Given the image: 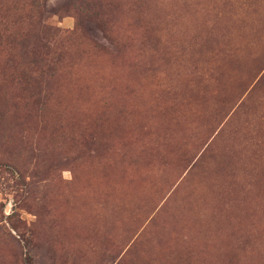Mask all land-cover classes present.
<instances>
[{
	"label": "rangeland",
	"instance_id": "obj_1",
	"mask_svg": "<svg viewBox=\"0 0 264 264\" xmlns=\"http://www.w3.org/2000/svg\"><path fill=\"white\" fill-rule=\"evenodd\" d=\"M0 264H264V0H0Z\"/></svg>",
	"mask_w": 264,
	"mask_h": 264
},
{
	"label": "trees",
	"instance_id": "obj_2",
	"mask_svg": "<svg viewBox=\"0 0 264 264\" xmlns=\"http://www.w3.org/2000/svg\"><path fill=\"white\" fill-rule=\"evenodd\" d=\"M72 2V1H71ZM45 28H50V27H47V26H44ZM33 50H34V52L36 53V51H35V48H32ZM33 50H31V49H29V53L30 52H33Z\"/></svg>",
	"mask_w": 264,
	"mask_h": 264
}]
</instances>
